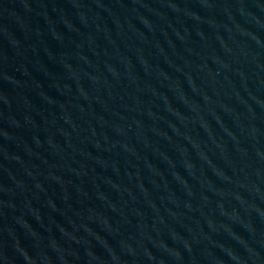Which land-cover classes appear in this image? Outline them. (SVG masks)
Returning <instances> with one entry per match:
<instances>
[{"label":"water","instance_id":"water-1","mask_svg":"<svg viewBox=\"0 0 264 264\" xmlns=\"http://www.w3.org/2000/svg\"><path fill=\"white\" fill-rule=\"evenodd\" d=\"M0 264H264V0H0Z\"/></svg>","mask_w":264,"mask_h":264}]
</instances>
